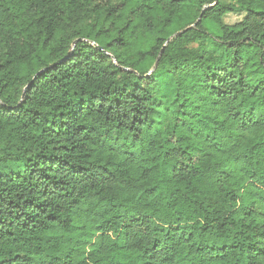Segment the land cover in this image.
I'll list each match as a JSON object with an SVG mask.
<instances>
[{
    "label": "trees",
    "instance_id": "16d2710c",
    "mask_svg": "<svg viewBox=\"0 0 264 264\" xmlns=\"http://www.w3.org/2000/svg\"><path fill=\"white\" fill-rule=\"evenodd\" d=\"M0 264H264V0H0Z\"/></svg>",
    "mask_w": 264,
    "mask_h": 264
},
{
    "label": "rangeland",
    "instance_id": "374dc122",
    "mask_svg": "<svg viewBox=\"0 0 264 264\" xmlns=\"http://www.w3.org/2000/svg\"><path fill=\"white\" fill-rule=\"evenodd\" d=\"M243 18V15L238 13H230L226 16L225 21L229 24L236 23Z\"/></svg>",
    "mask_w": 264,
    "mask_h": 264
},
{
    "label": "water",
    "instance_id": "95a60500",
    "mask_svg": "<svg viewBox=\"0 0 264 264\" xmlns=\"http://www.w3.org/2000/svg\"><path fill=\"white\" fill-rule=\"evenodd\" d=\"M187 29H188V28H186V29H184V30H182V31H180V32H178V33H176V35H179V34L185 32ZM170 40H171V38H170L168 41H170ZM157 64H158V62L156 63V66H157Z\"/></svg>",
    "mask_w": 264,
    "mask_h": 264
}]
</instances>
